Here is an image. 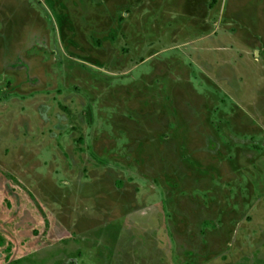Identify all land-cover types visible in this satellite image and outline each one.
<instances>
[{"label":"rangeland","instance_id":"1","mask_svg":"<svg viewBox=\"0 0 264 264\" xmlns=\"http://www.w3.org/2000/svg\"><path fill=\"white\" fill-rule=\"evenodd\" d=\"M264 0H0V264H264Z\"/></svg>","mask_w":264,"mask_h":264},{"label":"crops","instance_id":"2","mask_svg":"<svg viewBox=\"0 0 264 264\" xmlns=\"http://www.w3.org/2000/svg\"><path fill=\"white\" fill-rule=\"evenodd\" d=\"M264 6V5H263Z\"/></svg>","mask_w":264,"mask_h":264}]
</instances>
